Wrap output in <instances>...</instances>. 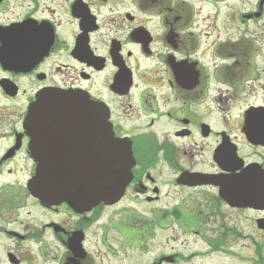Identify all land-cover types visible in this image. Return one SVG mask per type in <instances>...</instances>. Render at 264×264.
Wrapping results in <instances>:
<instances>
[{"label": "flooded vegetation", "instance_id": "1", "mask_svg": "<svg viewBox=\"0 0 264 264\" xmlns=\"http://www.w3.org/2000/svg\"><path fill=\"white\" fill-rule=\"evenodd\" d=\"M51 92L108 110L132 155L119 200L74 210L30 191L23 119ZM169 225L204 250L153 254ZM214 252L264 257V0H0V264Z\"/></svg>", "mask_w": 264, "mask_h": 264}, {"label": "water", "instance_id": "2", "mask_svg": "<svg viewBox=\"0 0 264 264\" xmlns=\"http://www.w3.org/2000/svg\"><path fill=\"white\" fill-rule=\"evenodd\" d=\"M24 125L37 163L30 189L41 203L89 210L121 197L131 178L130 151L114 137L101 104L82 94L47 93L29 107Z\"/></svg>", "mask_w": 264, "mask_h": 264}, {"label": "rangeland", "instance_id": "3", "mask_svg": "<svg viewBox=\"0 0 264 264\" xmlns=\"http://www.w3.org/2000/svg\"><path fill=\"white\" fill-rule=\"evenodd\" d=\"M2 103V102H1ZM107 210L105 214H108ZM191 241H187L186 239H183L182 237L176 238V234L174 232V226L169 225L167 230L165 231V236H162V232L156 231V237L151 239L150 242V250L153 254H155L158 250L162 249V246H164V250L166 252H171L174 249H180L183 248L185 251L184 253H187L188 251L192 250H204L205 244L200 242H193V238L189 237ZM226 254H219L214 252L212 255L208 257H196L193 258L192 261L184 264H248V259L244 258H233L229 256H224ZM263 259V261H262ZM241 261H244L245 263H242ZM264 263V257H261L260 264Z\"/></svg>", "mask_w": 264, "mask_h": 264}]
</instances>
